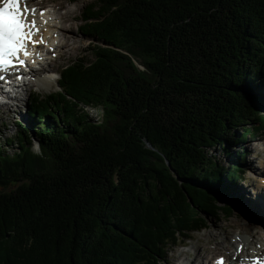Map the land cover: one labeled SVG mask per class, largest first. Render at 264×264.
<instances>
[{
    "label": "trees",
    "instance_id": "trees-1",
    "mask_svg": "<svg viewBox=\"0 0 264 264\" xmlns=\"http://www.w3.org/2000/svg\"><path fill=\"white\" fill-rule=\"evenodd\" d=\"M81 18L92 60L0 145V264H159L233 212L240 167L212 150L264 133V0H96Z\"/></svg>",
    "mask_w": 264,
    "mask_h": 264
},
{
    "label": "rangeland",
    "instance_id": "rangeland-1",
    "mask_svg": "<svg viewBox=\"0 0 264 264\" xmlns=\"http://www.w3.org/2000/svg\"><path fill=\"white\" fill-rule=\"evenodd\" d=\"M95 1L96 0H31L33 4L35 3L48 8L52 14L57 11L58 13L56 14H59L61 17L69 16L70 20L67 25L63 21L61 26L64 24L66 27H71L72 32H62L65 34L68 33L67 35H72V39L70 41V48L65 55L60 56L59 52V58L56 61H47V68L53 72V81H51L49 85H42V83H39V81L35 79V83L26 86L24 91L22 90V92L17 94L19 97L18 102L11 100L10 106L7 109L0 108V145L6 147L5 141L16 137L19 131V127L16 125L17 122H21V125H28V116L25 111L27 107H29L28 102L30 103L31 97L38 96L40 100H43L46 99V97L48 98L56 94V92H60L61 88L57 81L59 80L60 72L67 68L71 62L73 63L80 60V58L86 61L92 60L90 52L91 45L89 43L93 41L84 36L80 26L83 24L81 20L83 7ZM49 30L50 32L58 31L55 28H50ZM55 41H59L58 37H56ZM54 56L55 55L50 52L47 58L53 59ZM41 78H43V75L39 77V79ZM253 84L254 87L250 92L255 95V99L258 97L263 99V91L258 88L261 87L260 84ZM255 87L257 89H255ZM84 111L87 112L93 120L97 121L98 118L102 117L101 108L95 109L92 107H85ZM262 114H264V107H262ZM236 132L239 137L243 134L241 128H237ZM29 137L31 138L32 150L38 152L35 147V137L32 138L30 134ZM231 142L232 141H230L228 144L229 146H227V154L221 152L218 148L212 150L211 155L220 167L228 169L230 172L236 170L235 167H233L235 164H238L240 167L235 182H230L229 179H226L228 178L227 175L224 177L226 181H223L224 185L227 187L226 192L229 194L228 199L234 202L232 214L230 216H216L205 219L206 228L189 234L186 240L179 238L177 244L168 250L163 261L162 259L159 260V264H180L181 262L185 264H199L203 260L205 263H211L216 256H226L221 250V247L225 246L229 248L227 242L234 236V230L226 226L228 223L241 224L246 222L247 224L250 223L251 227L257 226L256 228H252V230H255V233L258 234L259 243L262 242L261 239H263L262 236H264L263 230L258 228L260 225L255 217L257 214L249 203L250 200L253 199L252 193L254 191L264 196L262 190L264 187V167L260 166L262 162L264 163V133L250 136L236 145H233ZM14 149L15 148L12 149L11 147H7V152L12 153ZM255 183H258L259 186L257 190L254 187ZM11 189H13V186H10L8 189L0 187V193ZM236 215H239L243 222L241 220L240 222ZM253 216L255 220H253ZM219 225L223 226L225 231H219ZM209 234H212L214 238H207Z\"/></svg>",
    "mask_w": 264,
    "mask_h": 264
},
{
    "label": "bare ground",
    "instance_id": "bare-ground-1",
    "mask_svg": "<svg viewBox=\"0 0 264 264\" xmlns=\"http://www.w3.org/2000/svg\"><path fill=\"white\" fill-rule=\"evenodd\" d=\"M56 13H58V12L56 11L55 13H53L55 17H50V19L52 20V22H51L52 27H54L58 31L49 32L48 30H42V31H40L41 33L39 35V36H42L44 40L47 39L51 43H55V45L53 46L54 51L52 52L55 56L53 59L49 58V61L51 60L53 62L59 58V52H60V56L65 55L68 52V50L70 48V41L72 39V35H67L68 33L72 32L71 27L70 26L66 27V26H64V24L61 26L63 21L67 25L68 21L70 20L69 16L68 17L67 16L61 17V16H59V14H56ZM47 15H49V12H47ZM59 30H60V32H59ZM62 31H67L68 33L65 34ZM54 32H56V33H54ZM56 37H58V39H59V41H57V42L54 41L56 39ZM49 53L42 55V57H46V55H48V57H49ZM47 63L48 62H44V65H42L40 68V70H41L40 73L43 74V78H41V79H39L40 74H38L37 72H33L31 70V75L33 76V78L37 79V81H39V83H42V85L43 84L49 85V83L52 80V73L53 72H52V70H49L47 68ZM8 87L10 89L9 92H7V93L3 92V91L0 92V97L3 100V102L0 101V108L7 109L10 106L11 100L18 102L19 98H18L17 94L19 92H22V90L24 91V88L16 87L15 82H13V81L8 85ZM260 166L264 167V163L262 162ZM254 187L256 188V190L259 189L258 183H255ZM262 190L264 192V187ZM252 195H253V199L250 200L249 205L255 210V212L257 214L255 217L257 218L259 225H260V227H258V228H261L263 230V234H264V196L261 195L260 193L256 192V191H254L252 193ZM236 217L239 219V221L241 220V217L239 215H236ZM226 226L228 228H231L234 230V236H232L227 242L229 248L225 247V246L221 247V250L227 256L226 258H224L226 263H228V264H232V263L242 264L246 260H248L251 263H254V257H258V260L262 261V264H264V236H262L263 237V239H261L262 242L259 243L260 240L257 237L258 234L255 233V230H252V228H256L257 226L251 227L250 223L247 224L246 222L241 223V224L228 223V224H226ZM218 229H219V231H222V232L224 230L223 226H221V225L218 226ZM208 237L214 238V236L212 234H209L207 236V238ZM220 258H222V257H220ZM180 264H185V263L181 262ZM199 264H212V263H205L203 260Z\"/></svg>",
    "mask_w": 264,
    "mask_h": 264
},
{
    "label": "snow or ice",
    "instance_id": "snow-or-ice-1",
    "mask_svg": "<svg viewBox=\"0 0 264 264\" xmlns=\"http://www.w3.org/2000/svg\"><path fill=\"white\" fill-rule=\"evenodd\" d=\"M19 5L20 0H0V69L12 66L13 58L23 65L24 61L19 60L18 54L23 51L27 55L26 45L33 42L35 22L28 23L25 13L29 9L21 10ZM3 79L0 76V80ZM217 264H224L223 257Z\"/></svg>",
    "mask_w": 264,
    "mask_h": 264
}]
</instances>
